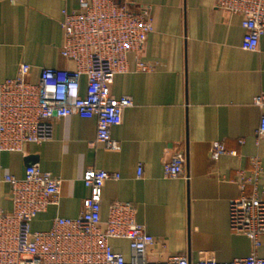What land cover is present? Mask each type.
Wrapping results in <instances>:
<instances>
[{"label":"crops","instance_id":"0c3cea01","mask_svg":"<svg viewBox=\"0 0 264 264\" xmlns=\"http://www.w3.org/2000/svg\"><path fill=\"white\" fill-rule=\"evenodd\" d=\"M143 5L151 8L153 32L139 52L129 55L130 71L117 75L112 86L114 98L133 102L111 131L119 149L94 144L95 119L56 121L52 141L0 154V213L12 211L4 177L23 179L28 167L38 166L62 180L58 203L31 223L33 233L49 231L56 218L81 215L89 195L82 175L103 170L120 179L103 186L102 219L112 203H131L137 223L155 240L148 250L151 262L172 255L194 262L246 258L253 244L231 231L229 205L241 195L238 172L252 181L247 195L255 189L264 194V140L256 137L264 109L254 105L264 93V36L256 52L246 50L243 17L217 7L216 0H131L129 9L137 13ZM79 8V0H0V85L15 78L21 64L31 66L33 84L44 69L74 70L60 55L62 24L64 11ZM138 61L152 70L137 71ZM80 84L85 95L87 79ZM214 142L236 155L212 160ZM174 158L183 160L184 172L171 179L164 164ZM253 158L263 168L257 183ZM110 245L130 260L127 241ZM257 255L264 258V236Z\"/></svg>","mask_w":264,"mask_h":264},{"label":"built area","instance_id":"2783aa9c","mask_svg":"<svg viewBox=\"0 0 264 264\" xmlns=\"http://www.w3.org/2000/svg\"><path fill=\"white\" fill-rule=\"evenodd\" d=\"M130 3L131 0H79L77 12H63L65 46L60 51L75 69H44L33 84L31 66L21 64L17 76L0 85V154L22 153L29 144L52 141L55 122L69 117L95 119L94 144H102L107 150L119 149L111 131L122 124L124 112L133 107V102L127 97L114 98L112 86L117 75L130 71L129 55L139 52L153 32L151 8L143 5L133 13ZM216 5L243 17L242 28L247 32L244 47L256 52L264 36V0H216ZM136 70L150 72L152 66L138 61ZM83 77L87 79L85 95L80 87ZM254 105L264 109V93L254 99ZM256 137L258 142L264 140V114ZM226 155L236 153L214 142L212 160ZM251 165L257 183L262 163L253 158ZM183 172L180 158L164 164L167 178H179ZM142 175L139 165L137 176ZM119 179L118 173L86 170L81 180L89 195L83 201L81 215L75 219L56 218L49 231L33 233L32 221L58 203L62 180L42 172L38 166L28 167L23 179L6 175L12 211L0 213V264H264V258L257 255L264 236V194L258 196L256 189L246 194L252 181L244 172L237 174L241 195L230 202L229 224L232 232L250 238L253 252L228 262H194L178 255L164 262H151L148 250L155 240L137 223L131 203H112L107 219H102L103 186ZM111 240L128 242L129 261L113 250Z\"/></svg>","mask_w":264,"mask_h":264}]
</instances>
